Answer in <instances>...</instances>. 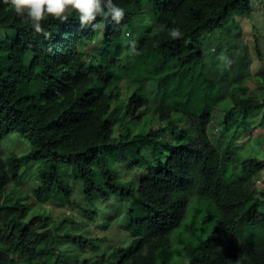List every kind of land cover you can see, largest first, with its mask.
I'll return each instance as SVG.
<instances>
[{"label":"trees","instance_id":"16d2710c","mask_svg":"<svg viewBox=\"0 0 264 264\" xmlns=\"http://www.w3.org/2000/svg\"><path fill=\"white\" fill-rule=\"evenodd\" d=\"M153 2L157 21L133 49L125 37L142 13L141 0H113L125 10L119 25L97 17L94 25L81 27L70 12L66 22L46 18L42 33L0 0V264H177L172 235L195 197L214 204L219 217L207 236L205 226L200 235L193 231L195 237L180 240L189 264H264V196L257 176L264 160L247 158L243 174L226 180L231 143L217 144L209 131L221 111V133L234 129L236 108L245 114L239 126L250 131L245 119L264 108V95L242 80L223 85L229 74L210 67L202 39L237 15L249 16L251 1ZM104 28V51L96 61L87 48ZM173 28L180 29V38L169 35ZM147 78L161 87L155 106L143 90ZM262 78L264 86V73ZM126 83L135 92L115 117ZM156 123L158 129L150 128ZM15 131L29 150L5 157L1 145ZM35 163L37 201L73 205L71 180L82 184L93 205L116 197L122 205L109 209L104 220L106 209L83 208L84 214L104 229L119 223L132 244L117 245L96 260L82 257L103 237L71 217L53 226L50 213L33 209L21 187ZM122 168L144 173L126 179Z\"/></svg>","mask_w":264,"mask_h":264},{"label":"rangeland","instance_id":"374dc122","mask_svg":"<svg viewBox=\"0 0 264 264\" xmlns=\"http://www.w3.org/2000/svg\"><path fill=\"white\" fill-rule=\"evenodd\" d=\"M250 1L253 12L249 16L241 17L237 15L227 28L210 35L206 34L202 39L205 41L206 46L209 45L206 48V55L210 67L217 66L223 74H227V72L229 74L227 81L221 82L223 85H229V83H231L236 86L237 82L242 80L244 85L250 87L258 96L263 97L264 0ZM141 2L142 13L136 16L135 28H131L132 30L130 29V36L125 37V42L127 44L136 42L142 35V32L152 27L157 21L158 15L153 0H141ZM105 29L106 28H104L102 34L95 41L91 42L87 48L91 58L96 61L100 59L104 51V41L106 37ZM222 31L226 33L222 34ZM227 31L229 32L227 33ZM209 37L211 39H208ZM217 39L220 40V45H218L219 42H217ZM231 43L234 45L233 47L230 46ZM216 45L221 50H216ZM226 46H228V48H226ZM124 87V92L119 104L116 106L118 108L117 112H115V117L121 116V106H125L135 92L133 84L126 83ZM143 90L149 103L153 106L159 103L161 87L157 80L152 78L145 79L143 82ZM219 114L216 120L212 122L209 131L211 138L217 144L224 145L228 141L231 143L230 150L233 152L232 159L223 170V175L226 180L232 181L243 174L242 162L247 158L259 157L264 160V108L261 110H254L251 115L245 119L246 123L252 126L250 131H246L243 126H239L243 123L244 118L242 116L245 114L242 109L236 108L234 110V115H239L240 119H238V117L234 119L233 124L235 127L231 129L229 133L227 132L228 134L221 133V129L225 126V112L221 111ZM179 124L181 126H186V121L179 120ZM159 127L160 125L158 123L150 126V128L153 129H158ZM28 145L29 143L25 137L15 131L9 134L3 141L1 152H3L5 157L9 156L11 153L21 155L29 150ZM38 164L39 163H35L33 166L26 169L25 183L21 187V190L25 194L30 195V200L33 201V209L50 213L53 226H58L67 217H71L76 221L85 222L86 227L91 231L92 235L103 237L97 249L82 252V257L87 256L96 260L105 252H111L112 248L117 245L132 244V236L125 228L120 226L119 223H115L110 228L104 229L101 227V223L96 224L89 222L84 214L83 208L92 207L106 209L101 217V219L104 220L109 209L115 210L118 205H122L121 201L116 197L109 202L100 200L97 206L93 205L84 197L82 184L71 180L76 188V193L73 197V205L51 200L47 202L37 201L34 194L35 189L40 183L37 171ZM30 165L32 164L25 165V168ZM122 169V176L126 179H135L144 173V171L138 169L135 171H128L125 168ZM257 176L262 179L260 194L264 196V168L257 173ZM218 217L219 212L214 204H211L206 198L201 199L195 197L190 204L184 222L172 235L173 250L175 251L173 262L177 264H189L184 244L180 242V240H189L190 237H195L193 231H196V235H200L201 232H205V226L207 232L204 233L203 236H207ZM159 263H161V257Z\"/></svg>","mask_w":264,"mask_h":264},{"label":"clouds","instance_id":"9594fccd","mask_svg":"<svg viewBox=\"0 0 264 264\" xmlns=\"http://www.w3.org/2000/svg\"><path fill=\"white\" fill-rule=\"evenodd\" d=\"M3 3L10 5L18 16L26 17L37 33L44 32L42 22L46 18L66 22L70 12L76 13L81 27L94 25L97 17L111 18L119 25L125 15V10L113 0H3ZM169 35L177 39L182 33L179 28H173L169 30ZM132 47L135 48V42Z\"/></svg>","mask_w":264,"mask_h":264}]
</instances>
